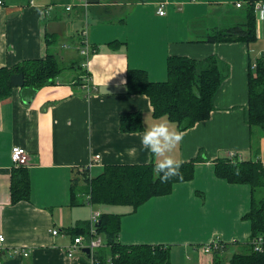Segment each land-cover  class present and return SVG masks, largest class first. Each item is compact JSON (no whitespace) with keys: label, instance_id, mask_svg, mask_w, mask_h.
<instances>
[{"label":"crops","instance_id":"crops-1","mask_svg":"<svg viewBox=\"0 0 264 264\" xmlns=\"http://www.w3.org/2000/svg\"><path fill=\"white\" fill-rule=\"evenodd\" d=\"M0 1V68L53 54L67 77L60 75L35 95L14 88L0 101V264H93L83 250L73 257L67 252L74 232L91 217L88 183L111 165L155 163L140 142L146 125L164 119L181 131L167 116H154L149 97L126 92L128 69L146 71L152 82L166 81L170 56L215 57L226 70L209 119L181 131L183 140L171 153L181 163L203 159L195 164L194 178L175 184L171 194L153 197L135 212L128 206L106 211L122 217V245L168 249L171 260L172 254L180 260L170 264H214V252L204 251L213 240L230 246L223 255L247 247L251 224L243 217L250 210L251 186L219 178L215 166L226 157L264 164V130L249 123V70L264 56V15L256 18V43L202 41L215 29L244 22L245 8L261 0ZM215 15L221 22L211 24ZM85 30L96 52L81 64ZM115 41L118 46L111 45ZM80 77L84 85H75ZM135 113L142 115L143 129L123 131L122 116ZM15 146L27 151L28 165L13 163ZM94 155L101 158L87 171ZM20 168L29 172L30 196L12 204L13 175ZM94 209L103 214L101 207ZM172 216L175 225L185 219L186 226L160 225L159 219ZM17 249L30 255H14Z\"/></svg>","mask_w":264,"mask_h":264},{"label":"trees","instance_id":"trees-1","mask_svg":"<svg viewBox=\"0 0 264 264\" xmlns=\"http://www.w3.org/2000/svg\"><path fill=\"white\" fill-rule=\"evenodd\" d=\"M255 2L245 8L244 22L221 29L207 35L202 42H245L257 41ZM118 46V42L111 45ZM96 50H91V55ZM91 55L82 57L81 64H86ZM63 72L59 58L49 54L45 59L26 60L12 67L0 68V101L8 98L14 88L37 91L46 85L58 83ZM85 75L87 74L84 70ZM168 79L152 82L144 70L128 69L127 94L146 95L154 108V116H167L176 123L181 131L194 127L207 120L214 110V98L224 79L226 70L215 57L194 60L184 56H170L167 60ZM84 85L82 77L74 83ZM249 123L252 127L264 130V56L256 61V67L249 70ZM121 127L125 132L143 129L142 115L124 114ZM181 163L180 177H173L168 182H161L154 171L155 163L135 165H111L104 172L93 178L88 184L92 203L104 209L98 225V232L105 238L106 251L100 250L94 258L101 264H170L168 249L161 247L124 246L120 243L121 215L106 211L109 207L128 206L135 212L142 205L156 196H166L173 192L180 182L194 178L195 164L202 161ZM18 172V173H17ZM216 175L232 184L251 186L250 210L243 217L251 224V237L247 247L233 254L223 255L228 251V244L214 252V264H264V251L256 252L252 241L264 238V166L259 162H243L230 157L220 158L215 166ZM79 184L81 178H78ZM73 182L72 189L76 184ZM72 191L71 203L75 204L76 195ZM30 196V176L28 170H16L12 180L11 203L28 200ZM89 233V226L77 229L74 239ZM235 244V243H234ZM231 245V244H230ZM109 259V260H108Z\"/></svg>","mask_w":264,"mask_h":264},{"label":"built area","instance_id":"built-area-1","mask_svg":"<svg viewBox=\"0 0 264 264\" xmlns=\"http://www.w3.org/2000/svg\"><path fill=\"white\" fill-rule=\"evenodd\" d=\"M2 4L3 2L0 1V6H2ZM86 6H88V4H86ZM242 6H243L242 3L236 4L237 8H242ZM254 7H255L256 18L262 17L264 15V0L255 2ZM70 9L71 7H67V10H70ZM158 14L161 16L166 14L164 4L159 5ZM82 34L84 36V41L81 44L80 53L82 56L88 58L91 55L92 48H91L90 43L87 40V30L83 31ZM255 67H256V64H255ZM233 155H234L233 153L230 154V156H233ZM11 158H12L13 163L18 167H24L28 165V162H29V155L27 151L23 147H20V146L13 147ZM100 158H101L100 155H94V157L91 159V161L86 166V170L90 171L92 167L96 163H98ZM262 165L264 166V164ZM86 202L92 209L91 217L88 222L89 233L85 236H78L77 238H75L73 243L68 247L67 252H68L69 257H73V255L77 251H82L84 248H90L91 250L90 259L92 263L101 264L100 260H97L94 258V254L98 250H100L104 245L106 246L105 238L102 235H100L98 232V225L100 223V218L102 214L100 211L94 209L95 205H93L92 203L91 193H88L86 195ZM52 233L53 235H58L59 231L53 230ZM4 241H5V237L3 235H0V245H2ZM222 245L223 243L220 240H213L204 246V251L206 253L215 252L216 250L222 249ZM252 245L256 252H263L264 251V238L259 237V238L254 239L252 241ZM1 250L3 249L0 248V251ZM12 253L14 255H23L24 257H28L30 255V253L24 249H17V250L12 251ZM109 262L112 264V261H109Z\"/></svg>","mask_w":264,"mask_h":264},{"label":"clouds","instance_id":"clouds-1","mask_svg":"<svg viewBox=\"0 0 264 264\" xmlns=\"http://www.w3.org/2000/svg\"><path fill=\"white\" fill-rule=\"evenodd\" d=\"M183 135V132L164 119L146 125L140 134L142 148L155 158L154 171L161 182H168L173 177L181 175V162L177 161L171 153L182 142ZM127 151L131 153L136 149Z\"/></svg>","mask_w":264,"mask_h":264},{"label":"rangeland","instance_id":"rangeland-1","mask_svg":"<svg viewBox=\"0 0 264 264\" xmlns=\"http://www.w3.org/2000/svg\"><path fill=\"white\" fill-rule=\"evenodd\" d=\"M221 17H218V15H215V16H213V17H211L210 19H209V22L212 24V23H219V22H221V19H220ZM223 20L225 21V22H227V20L229 21V19H227V18H225V16H223ZM214 32V31H213ZM213 32H211V34L213 33ZM60 42V41H59ZM60 79H67V77L65 76V75H61V77H60ZM80 187H84L82 184H80ZM84 188H86V187H84ZM81 189L80 188V190H85V192L87 191V189ZM96 209H98L97 207H96ZM246 215V214H245ZM173 217V219H171V218H169V220H168V222H165L164 220H161V219H159V223H160V225L161 226H167V227H169V226H174L175 225V222H177L178 221V219L177 218H175L174 216H172ZM178 224H184L185 226H186V224H187V222L185 221V219H180L179 220V222L177 223V225H175V227L174 228H176V226H178ZM212 255H214L213 253H212ZM184 258H185V256H184ZM186 258L188 259L189 257H187V255H186ZM185 258V259H186ZM170 261H180L179 259L177 260L174 256H173V254H172V260H171V253H170ZM187 261V260H186ZM188 261H189V259H188Z\"/></svg>","mask_w":264,"mask_h":264},{"label":"water","instance_id":"water-1","mask_svg":"<svg viewBox=\"0 0 264 264\" xmlns=\"http://www.w3.org/2000/svg\"><path fill=\"white\" fill-rule=\"evenodd\" d=\"M83 251L87 254L89 258H91V250L90 248H84Z\"/></svg>","mask_w":264,"mask_h":264}]
</instances>
